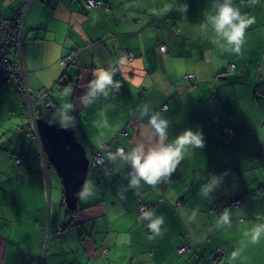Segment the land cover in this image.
Instances as JSON below:
<instances>
[{
    "label": "crops",
    "instance_id": "crops-1",
    "mask_svg": "<svg viewBox=\"0 0 264 264\" xmlns=\"http://www.w3.org/2000/svg\"><path fill=\"white\" fill-rule=\"evenodd\" d=\"M100 1L0 0L2 18L26 10L38 118L89 159L70 209L0 76V160L19 158L24 181L0 182V264H264V0Z\"/></svg>",
    "mask_w": 264,
    "mask_h": 264
},
{
    "label": "built area",
    "instance_id": "built-area-1",
    "mask_svg": "<svg viewBox=\"0 0 264 264\" xmlns=\"http://www.w3.org/2000/svg\"><path fill=\"white\" fill-rule=\"evenodd\" d=\"M84 5L86 10L91 11L98 8H101L103 3L100 0H84ZM26 11V10H23ZM19 12L16 17L13 19H5L0 17V72H3L7 78V80L13 84L19 91L23 103L26 107V116L23 117V122L21 124V129L26 137L34 136L36 140L39 142V136L36 130V119L39 115L40 107L36 103L41 100H48V92H31L26 83V74L21 62V49H22V26H23V17L25 12ZM159 49L162 53L167 51V46L164 44L159 45ZM76 54L68 55L63 61H61L64 66L68 65L72 62V59ZM128 58L131 59L132 56L128 54ZM191 75H186L184 78L186 80L191 79ZM48 109L50 112L54 110L51 104H48ZM221 130L226 135H231L233 130L223 124L221 126ZM124 136H127V132L125 129H121L119 131ZM168 149L171 146H167ZM106 150V147H102L99 151H97L92 160L93 165H101L103 162L102 153ZM115 152L119 155L124 154V149L121 146H118L115 149ZM14 163H20L19 158L14 159ZM133 173V171H131ZM160 189L163 191L165 189V185L160 184ZM180 204L179 201L176 202V206ZM236 207L240 205L239 201L234 203ZM140 212H144L147 209L146 205L141 206ZM150 229H154L153 224L148 225ZM185 248H181L180 252H184Z\"/></svg>",
    "mask_w": 264,
    "mask_h": 264
},
{
    "label": "water",
    "instance_id": "water-1",
    "mask_svg": "<svg viewBox=\"0 0 264 264\" xmlns=\"http://www.w3.org/2000/svg\"><path fill=\"white\" fill-rule=\"evenodd\" d=\"M35 123L47 160L61 179L65 203L73 209L81 195L89 159L72 128L61 123L49 124L38 117Z\"/></svg>",
    "mask_w": 264,
    "mask_h": 264
},
{
    "label": "rangeland",
    "instance_id": "rangeland-1",
    "mask_svg": "<svg viewBox=\"0 0 264 264\" xmlns=\"http://www.w3.org/2000/svg\"><path fill=\"white\" fill-rule=\"evenodd\" d=\"M42 104V101L40 103V105ZM43 106V105H42ZM43 109L45 112H47L48 110L45 108V106H43ZM45 119L48 120V117L46 116L45 114ZM51 124V123H49ZM37 155V154H36ZM38 159V156H35V160ZM30 160H34L33 156L30 157ZM26 163L29 165V162L26 161ZM49 165H50V162L48 161ZM20 163L18 164H15V165H12V160H7L6 161H3L2 159L0 160V168L2 170H0V182H24L23 180H20L19 177V170L22 168V165L21 164L20 166H17L19 165ZM12 166H16L14 167L15 170H13V167ZM50 170L52 171L51 167H50ZM139 212H140V209H139Z\"/></svg>",
    "mask_w": 264,
    "mask_h": 264
},
{
    "label": "trees",
    "instance_id": "trees-1",
    "mask_svg": "<svg viewBox=\"0 0 264 264\" xmlns=\"http://www.w3.org/2000/svg\"><path fill=\"white\" fill-rule=\"evenodd\" d=\"M0 76H2V77H4V79H5V81H7V82H9L8 80H7V78H6V76H5V74L3 73V72H0ZM10 83V82H9ZM11 84V83H10ZM13 85V84H12ZM40 113H41V111L39 110V115L38 116H40ZM22 127H21V125L19 126V129H21ZM22 130V132H23V129H21ZM24 134V133H23ZM24 136H25V134H24Z\"/></svg>",
    "mask_w": 264,
    "mask_h": 264
},
{
    "label": "clouds",
    "instance_id": "clouds-1",
    "mask_svg": "<svg viewBox=\"0 0 264 264\" xmlns=\"http://www.w3.org/2000/svg\"><path fill=\"white\" fill-rule=\"evenodd\" d=\"M46 92H48V97H49V91H46ZM48 100H49V98H48Z\"/></svg>",
    "mask_w": 264,
    "mask_h": 264
}]
</instances>
